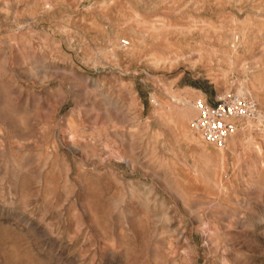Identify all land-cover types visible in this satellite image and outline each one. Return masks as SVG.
Masks as SVG:
<instances>
[{"label": "rangeland", "instance_id": "obj_1", "mask_svg": "<svg viewBox=\"0 0 264 264\" xmlns=\"http://www.w3.org/2000/svg\"><path fill=\"white\" fill-rule=\"evenodd\" d=\"M177 1L0 0V264H264V0ZM239 86L220 158L182 102Z\"/></svg>", "mask_w": 264, "mask_h": 264}, {"label": "built area", "instance_id": "obj_2", "mask_svg": "<svg viewBox=\"0 0 264 264\" xmlns=\"http://www.w3.org/2000/svg\"><path fill=\"white\" fill-rule=\"evenodd\" d=\"M127 44L122 41L123 47ZM195 106L197 114L191 119V128L203 141L216 146H223L243 120L255 117L257 109L254 98L240 92H229L218 97L215 103L198 100Z\"/></svg>", "mask_w": 264, "mask_h": 264}, {"label": "bare ground", "instance_id": "obj_3", "mask_svg": "<svg viewBox=\"0 0 264 264\" xmlns=\"http://www.w3.org/2000/svg\"><path fill=\"white\" fill-rule=\"evenodd\" d=\"M31 1V0H30ZM162 1V0H161ZM179 1V0H178ZM177 1V2H178ZM28 2V1H27ZM138 2V1H137ZM136 2V3H137ZM195 2V1H194ZM193 2V3H194ZM218 2V1H217ZM222 2H224V0L222 1ZM34 3V2H33ZM179 3V2H178ZM191 3V2H190ZM30 4V3H29ZM141 4V3H140ZM144 4V3H143ZM146 4V3H145ZM160 5V4H159ZM180 5V4H179ZM196 5V4H195ZM199 5V4H198ZM197 5V6H198ZM209 5V4H208ZM218 5V4H217ZM150 6V5H149ZM148 6V7H149ZM145 7H146V5H145ZM218 7V6H217ZM152 8V7H151ZM154 8V7H153ZM156 8V7H155ZM184 8H186V6L184 7ZM208 8H210L209 6H208ZM240 8V7H239ZM148 10V9H147ZM151 10V9H150ZM190 10V9H189ZM210 10V9H209ZM197 11H198V9H197ZM196 11V12H197ZM258 11V10H257ZM212 12V11H211ZM223 13V12H222ZM222 13H221V15H222ZM159 14V13H158ZM190 14V13H189ZM160 15V14H159ZM189 17H191L190 15H188ZM187 16V17H188ZM156 17V16H155ZM157 17H159V16H157ZM163 17H164V15H163ZM197 17V16H196ZM222 17V16H221ZM234 17H235V15H234ZM161 18V17H160ZM167 18V17H166ZM152 19V18H151ZM157 19V18H156ZM155 20V19H154ZM153 19H152V21H154ZM152 21H149V22H152ZM240 21V20H239ZM160 22V21H159ZM235 22V21H234ZM240 23V22H239ZM157 24V23H156ZM163 24V23H162ZM161 24V25H162ZM244 25V24H243ZM243 25H241V26H243ZM168 26H169V24H168ZM167 26V24H166V26H164V27H167V28H169ZM241 26H238V28L240 27V29H239V31H240V33H241V35L239 36L236 32H233V31H229L228 33H227V35L224 37V42L228 45V47H229V51H226V50H223V51H221V53L220 54H222V60L223 61H225V62H227L228 63V65H233V64H235V61H236V59H238V57H239V55H238V47H239V45L241 44V43H244V42H248V41H251L252 40V38H249V37H247L246 36V30L245 29H247V28H245V29H241ZM151 27H152V25H151ZM247 27H249V26H247ZM171 28V27H170ZM173 28V27H172ZM182 28V27H181ZM216 28V27H215ZM135 29V28H134ZM174 29V28H173ZM221 29V28H220ZM220 29H218V30H220ZM225 29V28H224ZM227 29V28H226ZM130 30V29H129ZM171 30V29H170ZM237 30V29H236ZM235 30V31H236ZM175 31V30H174ZM212 31H215V29L213 30L212 29ZM221 31V30H220ZM223 31V30H222ZM226 31V30H225ZM224 32V31H223ZM238 32V31H237ZM138 33V32H137ZM163 33V32H162ZM161 32H160V34H162ZM205 33V32H204ZM208 33V32H207ZM143 34V33H142ZM165 34V33H164ZM166 34H167V32H166ZM159 35V34H158ZM170 35V34H169ZM253 35V34H252ZM118 36V35H117ZM139 36V35H138ZM160 36V35H159ZM132 37H133V35H132ZM150 37H151V35H150ZM157 37V36H156ZM104 38V37H103ZM140 38V37H139ZM152 38V37H151ZM168 38V37H167ZM136 39V38H135ZM119 40L120 39H118V37H117V43H116V47H123V46H120V42H119ZM129 40V39H128ZM133 40H134V37H133ZM139 40V39H138ZM160 40V39H159ZM222 40V41H223ZM140 41V40H139ZM138 41V42H139ZM180 41V40H179ZM209 41H211V40H209ZM119 42V43H118ZM134 42V41H133ZM217 42H219V41H217ZM129 43V42H128ZM142 43V42H141ZM164 43V42H163ZM163 43H161V44H163ZM202 43V42H201ZM136 44H137V42H136ZM138 44H140V43H138ZM137 44V45H138ZM218 44H220V43H218ZM223 44V43H222ZM112 45V44H111ZM170 45H171V42H170ZM208 45V44H207ZM249 45V44H248ZM114 46V45H113ZM112 46V47H113ZM213 46V45H212ZM249 47V46H248ZM124 48V47H123ZM125 48H127V47H125ZM130 48H131V46H130ZM134 48H135V46H134ZM168 48V47H167ZM203 48V47H202ZM202 48H199V52H197L198 54V58H201L202 57V54H201V52H202ZM112 49L113 48H111L110 50L112 51ZM133 49V48H132ZM137 49V48H136ZM124 50V49H123ZM163 50H165V46H164V49ZM170 50V49H169ZM196 50V51H197ZM114 51V50H113ZM121 51V50H120ZM119 51V52H120ZM137 51V50H136ZM138 51H139V49H138ZM195 51V52H196ZM204 51V50H203ZM131 52V51H130ZM161 52V51H160ZM174 57H168V56H165L163 53H162V55L160 54L159 56H153L152 54H150V64L152 65V66H155V67H158V66H161V65H168L169 67H171L174 63H176L177 62V60H178V58L179 57H181L182 56V53L180 52V51H175L174 50ZM246 52V51H245ZM113 53H115V52H113ZM129 53V52H128ZM127 53V54H128ZM169 53V52H168ZM186 53V52H185ZM212 53V52H211ZM218 53V52H217ZM124 54H126V53H124ZM131 54V53H130ZM133 54V53H132ZM204 54H205V52H204ZM209 54V53H208ZM213 54V53H212ZM212 54H210V55H212ZM206 56H207V54H206ZM209 57V56H208ZM212 58H213V56H212ZM251 59H253V58H251ZM148 60V61H149ZM187 61V60H186ZM196 61V60H195ZM201 62V61H200ZM47 68H49V67H47ZM51 69V68H50ZM244 69V68H243ZM239 70V69H238ZM39 71V70H38ZM45 71V70H44ZM51 71H53L52 69H51ZM34 72V71H33ZM51 73V72H50ZM54 73V72H53ZM258 74H259V72H258ZM222 75V74H221ZM224 75V74H223ZM254 75V74H253ZM259 78V77H258ZM259 80H260V78H259ZM255 84V83H254ZM263 84V83H262ZM237 92H240V93H245V94H249L251 97H252V95L249 93V91H248V89H247V87H245V86H239L238 88H237ZM26 93V92H25ZM102 93V92H101ZM252 98H254V97H252ZM173 99V98H172ZM106 101V100H105ZM178 101V100H177ZM159 104V103H158ZM157 104V105H158ZM182 105H184V106H187V108H184V109H182V111L180 112V116H181V118H184V119H187L188 118V116H190L192 113H193V111H192V108L194 109H196V106H195V104H190V103H188L187 101H183L182 102ZM6 109V108H5ZM165 109V108H164ZM30 111V110H29ZM59 111V110H58ZM164 120V119H163ZM173 120H174V118H173ZM190 122H191V120H190ZM189 122V123H190ZM72 123V122H71ZM167 124V123H166ZM57 125H58V123H57ZM183 133H184V135L187 137V138H192L193 137V134L190 132V130H188V128H186V129H184V131H183ZM172 135V134H171ZM235 133H233V134H231L228 138H227V140H226V146L228 145V147H230V148H233L235 145H237V140H236V138H235ZM198 137V136H197ZM238 137V136H237ZM250 138V137H249ZM24 140V139H23ZM239 140V139H238ZM168 143V142H167ZM169 144V143H168ZM246 144V143H245ZM252 144V143H251ZM170 145V144H169ZM248 146V145H247ZM249 147V146H248ZM163 148V147H162ZM164 149V148H163ZM223 146H218V153H219V155H220V158H223L224 157V154H223ZM225 152V151H224ZM132 154V153H131ZM205 156V155H204ZM217 156V158H219L218 157V155H216ZM206 158V157H205ZM206 159H208V158H206ZM225 160V159H224ZM223 160V161H224ZM211 161V160H210ZM139 163V162H138ZM203 163V162H202ZM209 163V162H208ZM162 164V163H161ZM220 165V164H219ZM202 166V165H201ZM217 166V165H216ZM17 167V166H16ZM141 167H143V166H141ZM208 167V166H207ZM154 168V167H153ZM222 168V167H221ZM162 169H163V167H162ZM154 170V169H153ZM210 170V169H209ZM162 173V172H161ZM210 173V172H209ZM170 175V174H169ZM159 176V175H158ZM205 177V176H204ZM162 177H160V179H161ZM222 180V179H221ZM166 181V180H165ZM223 181V180H222ZM193 182H195V181H193ZM140 183V182H139ZM139 183H137V184H139ZM133 185V184H132ZM142 185V184H141ZM167 185V184H166ZM224 185V184H223ZM148 188V187H147ZM151 188V187H150ZM133 189V188H132ZM153 189V188H152ZM172 189V188H171ZM182 189V187L180 188V190ZM133 190H137V189H133ZM145 190V189H144ZM143 190V191H144ZM182 190H184V188L182 189ZM181 190V191H182ZM138 191V190H137ZM141 191V190H140ZM140 191H139V193H140ZM129 192V191H128ZM153 192V191H152ZM155 192V191H154ZM183 192V191H182ZM184 193V192H183ZM187 193V192H186ZM186 193H184V194H186ZM189 193V192H188ZM186 195H188V194H186ZM186 195H185V197H186ZM131 196V195H130ZM154 196V195H153ZM180 197V196H179ZM178 197V198H179ZM188 197V196H187ZM143 199H145V198H143ZM138 200V199H137ZM187 201V200H186ZM224 214V213H223ZM232 214H234V213H232ZM163 216V215H162ZM160 217V216H159ZM162 218V217H161ZM160 219V218H159ZM203 219V218H202ZM197 220V219H196ZM201 220V219H200ZM218 222V221H217ZM217 224V223H216ZM206 230V229H205Z\"/></svg>", "mask_w": 264, "mask_h": 264}]
</instances>
